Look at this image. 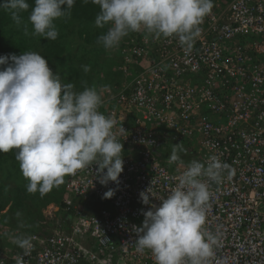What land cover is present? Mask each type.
Here are the masks:
<instances>
[{
    "label": "built area",
    "instance_id": "built-area-1",
    "mask_svg": "<svg viewBox=\"0 0 264 264\" xmlns=\"http://www.w3.org/2000/svg\"><path fill=\"white\" fill-rule=\"evenodd\" d=\"M117 2L139 30L165 28L168 57L107 90L86 137L122 151L71 169L0 264H264V0ZM121 44L128 72L150 54Z\"/></svg>",
    "mask_w": 264,
    "mask_h": 264
},
{
    "label": "trees",
    "instance_id": "trees-1",
    "mask_svg": "<svg viewBox=\"0 0 264 264\" xmlns=\"http://www.w3.org/2000/svg\"><path fill=\"white\" fill-rule=\"evenodd\" d=\"M118 6L117 0H0V247L41 231L43 209L62 202L70 170L104 147L85 128L104 121L114 102L107 90L168 57L165 28L139 30ZM122 40L150 51L145 59L133 56L129 72ZM39 163L47 164L49 179L34 174Z\"/></svg>",
    "mask_w": 264,
    "mask_h": 264
},
{
    "label": "rangeland",
    "instance_id": "rangeland-1",
    "mask_svg": "<svg viewBox=\"0 0 264 264\" xmlns=\"http://www.w3.org/2000/svg\"><path fill=\"white\" fill-rule=\"evenodd\" d=\"M121 23V22H120ZM116 24V29H119V28H121L122 26H121V24ZM95 84H96V86L97 85H99L98 84V81L95 79ZM79 92L80 93H82L83 92V88L82 87H80V89H79ZM78 95H79V93H78ZM76 96H77V94H76ZM80 107V106H79ZM46 166H47V164L44 166L42 163H39V164H34L33 165V167H32V170H33V172H34V174H36V175H39V173L42 175V177L44 178V180H47V179H49L50 177H49V175H48V173H46L45 172V168H46ZM5 178V177H4ZM22 178V177H21ZM52 184H54V181L52 180ZM9 186H10V190L9 191H7V192H13V187H15L16 186V184L14 183V182H11V181H9V184H8ZM47 185L46 184H42L41 185V187H46ZM48 187V186H47ZM5 211L6 212H9L10 211V209H9V205L6 207V209H5ZM41 229V228H40Z\"/></svg>",
    "mask_w": 264,
    "mask_h": 264
},
{
    "label": "clouds",
    "instance_id": "clouds-1",
    "mask_svg": "<svg viewBox=\"0 0 264 264\" xmlns=\"http://www.w3.org/2000/svg\"><path fill=\"white\" fill-rule=\"evenodd\" d=\"M96 122V121H95ZM96 123H99V124H102V122L98 121ZM98 139H102V138H98ZM98 139H93V141H96ZM103 140V139H102ZM104 147L103 148H99L98 151H97V154L92 156L91 159L89 161H91L92 159L96 158L97 156H101L103 155L104 153H115L117 151H122V148L119 147V146H114V145H110L109 143H106L104 140ZM107 144H109L110 146H112V148L110 146H107ZM115 149V150H114ZM127 149H124V152H126ZM89 161H86V162H89ZM71 171V170H70ZM66 194V193H65ZM65 196V195H64ZM63 199V198H62ZM53 204H57V203H51L49 205H53ZM47 205L44 209H43V214L45 216V218L41 221V228H42V222L46 220V215H45V210L47 209V207L49 206ZM38 230H41V229H38Z\"/></svg>",
    "mask_w": 264,
    "mask_h": 264
}]
</instances>
